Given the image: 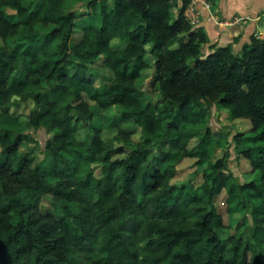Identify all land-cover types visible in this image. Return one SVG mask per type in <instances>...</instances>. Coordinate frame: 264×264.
<instances>
[{
	"label": "trees",
	"instance_id": "16d2710c",
	"mask_svg": "<svg viewBox=\"0 0 264 264\" xmlns=\"http://www.w3.org/2000/svg\"><path fill=\"white\" fill-rule=\"evenodd\" d=\"M80 1V0H77ZM9 0H5V3ZM191 0H182L179 7L177 20L173 21L175 32L184 31L187 21L185 20L186 9ZM90 9L85 16L77 14L74 7L67 0H61L57 5L59 15L53 16L50 20L49 37L45 39V46L41 49L42 62L34 68V83L40 85L52 81L48 85L46 91H36L34 99L37 103L44 98L43 111L36 113L35 119L33 114L29 113L28 125L40 128L45 127L48 131H52L54 127L61 130L54 133L47 141V149L56 158L52 161L49 168L36 167L33 179L35 182L29 181L28 187V203L26 206L19 207L17 215L23 217L28 214L29 223L43 222L44 227L38 229L42 234L51 235L47 225L52 221L57 227L67 225L69 217L79 222V214L71 211V203L73 201L81 202L84 197L81 193L84 190L94 191L99 194L98 199L93 202L94 208L101 211L97 216L98 228L97 233L103 232L106 238L111 242L119 240L122 235L121 231H113L111 225L114 221H119L118 229L124 230L128 227L127 220H120V216L124 211L135 212L137 208L151 203L153 212L149 214L145 221L133 219L132 225L138 226L141 223L148 222L150 231L154 230L159 233L158 237H152L147 240L145 246L138 252L128 254L127 259H121L116 264H137L136 257L141 256L139 264H264L260 257L259 248L264 245V167L252 162L251 158L259 153H264V114H259V107L253 116L259 114L258 119H253L252 127L235 135L236 141L242 145V154L253 163V177L245 181L243 184L232 183V172L228 170V154L221 158L211 166L209 171L204 173V183L199 184V189L203 191L193 192L187 195L191 189L196 188L192 182H188L181 186L175 183L168 184L175 176L177 167L176 163L168 164L166 168L161 163L168 162L173 157V152L166 149L167 145L174 146L179 153V159L182 157H196L199 164H203L209 159V151L205 146L211 141L208 139L212 136L210 129L205 134L199 136V143L189 148L188 145L192 138L197 136L198 128L191 126L190 123L196 121L203 113L205 105H212L220 102L227 108L234 118H248L249 111L237 108L235 104V93L232 88L233 78L237 83H247L250 86L264 82V56L257 54L249 56L241 67L242 71L237 69L236 61H233L223 78L228 80V86L219 89H209L195 87L191 94L185 93L182 99H179V107L175 113L167 112L161 119L164 127H157L155 124L144 126L141 131L143 143L136 141L135 146L129 142V138L133 133L137 132V128L132 127L126 131L122 130L117 137L124 141L116 146L106 145L101 139V131L94 126L90 138H88L87 147L85 141H74L72 137L76 133V121L84 120L85 114L91 119L94 116V110L89 102L85 99V95L95 101L102 109H107L113 105L123 106L124 111L120 114V123H127L131 119L134 112H143L144 108L152 107V103H147L144 108L139 107L137 103L138 97H142L137 81L141 76L142 70L147 67V62L143 58L147 49H142L144 43L149 42L152 28L151 21L159 19L157 13L160 11V5L151 0L149 7L141 9L136 0H117L115 14L105 16L107 23L101 25L99 31L96 30L93 23L95 16L96 0H89ZM13 6H15L13 0ZM35 11V10H33ZM139 11L146 20L149 21L147 27L137 24L135 28L129 27L125 21V17ZM0 14L3 9L0 8ZM31 16V14H29ZM181 21H184L181 23ZM80 27V28H79ZM143 28V32L140 29ZM171 28V26H170ZM79 33V36H75ZM126 36L129 43L125 44L123 52L119 56L116 51L109 50V55L102 59V63L116 73L118 84H113L111 89L105 88L103 98L101 93L93 90L94 78L92 70L84 63L83 53L79 49L91 45L93 42L96 47L88 48L91 55H99L108 45V40L114 37ZM191 40H198L200 43L209 41L206 30L199 26L192 32L188 33ZM139 41V45L135 42ZM53 43L56 48L51 49ZM163 41L157 39L152 44V51L156 54L155 67V84L158 85L163 100L172 95V89L175 85H183L186 77L190 79H212V64L221 63L225 53L230 49L231 45L212 46V50L203 60L195 51L191 53L194 57L192 60L193 67L188 64H182L179 67H173L174 60L164 61L160 53L156 52L161 47ZM72 48V53L68 52V48ZM137 47L141 50L137 53ZM183 47V45H182ZM247 48V44L244 45ZM251 51V49H249ZM27 52V49H25ZM62 53V54H61ZM73 54L82 56L80 61L73 62ZM176 54L180 55V49L176 50ZM135 56V62L129 63V57ZM181 58H185L181 56ZM99 60L93 61V64ZM71 65V67H68ZM186 70V71H185ZM253 91H256L253 87ZM264 91V89H261ZM52 95L55 99H48ZM200 97H204L203 100ZM257 102L264 97L257 95ZM60 104L62 107H57ZM264 106V105H261ZM156 107L159 105L156 104ZM7 111V109H5ZM135 123H140L139 117ZM115 118L111 121V126L116 125ZM186 128H194L195 131H185ZM148 132V135H143ZM241 137L247 142V146H243ZM7 139V136H6ZM23 140V134L17 135L7 145V152H12L20 147ZM153 140L157 141L158 154L152 156L149 161L150 167L142 168L143 161L152 153L150 145ZM55 145V147H54ZM130 149V151H129ZM67 150L73 155L72 161H68L61 153ZM213 147L211 155L214 154ZM25 160H29L27 156ZM155 160H159L156 163ZM59 161V162H57ZM61 164L63 166L61 167ZM7 156L0 164V171H7ZM24 164L15 169L17 175L22 172ZM87 169L83 178L77 180L76 177L82 169ZM119 169V171H117ZM51 177L49 183H44L43 179ZM209 181L210 186H209ZM76 187L73 188L72 185ZM133 186L138 187L140 193L139 203L136 207H132L133 201L128 199L126 194L133 191ZM163 188V191H159ZM223 190L227 193V209L228 211H238L247 209L249 201L252 202V228L249 237L241 234H233L229 236L228 242L232 246V254L226 256L223 253V239L218 234V227L223 226V217L218 212L214 199ZM240 192L246 193L248 200L237 199ZM45 195H50L52 199L60 206L63 211L62 217H57L51 212H40L36 216L35 221L31 219L32 209L39 210L40 201ZM88 209V205H85ZM189 208L192 210L189 211ZM15 205L9 200L6 205H0V211L7 214L10 210H14ZM119 209L120 211H116ZM190 217H195L192 221L195 228L184 226V221ZM169 219L173 221V225L167 223L157 227L154 221L163 220L167 222ZM19 223V222H18ZM11 228V225H8ZM198 229V230H197ZM55 229H53L54 231ZM8 231V229H6ZM16 232H8L7 238L0 237V264H19L20 258L24 255L19 248H14L13 239ZM96 233H93L94 236ZM150 235V232H149ZM89 236L88 232L83 235L76 236L77 241H81ZM63 237L57 236L56 240ZM37 240H40L37 237ZM43 245V252L36 251L33 264H50L52 259L48 255L56 245L53 244L50 249L44 241L40 240ZM30 250H35V244L30 246ZM82 251L87 252L89 260H95V264H110L115 254L111 247L102 246L97 254L94 244L82 246ZM59 255V254H57ZM65 257L60 256L57 264H64Z\"/></svg>",
	"mask_w": 264,
	"mask_h": 264
},
{
	"label": "clouds",
	"instance_id": "9594fccd",
	"mask_svg": "<svg viewBox=\"0 0 264 264\" xmlns=\"http://www.w3.org/2000/svg\"><path fill=\"white\" fill-rule=\"evenodd\" d=\"M126 2V0H123ZM157 4L160 5V11L157 13L159 19L157 21H151L152 28L149 29L151 35L149 37V42L142 45V49L151 50L152 44L156 42L157 39L163 41L161 47L156 50L160 53L164 61L172 59L175 63L173 67H179L182 64H188L189 67H193L192 60L194 57L191 55L195 51L196 55H199L203 60L207 57L208 49L206 43H200L198 40H191L188 36L189 32L197 29L201 24H204V19H197L191 15L186 16L187 21L184 31L175 32L173 21L177 20V9L180 7L182 0H155ZM15 6H13V0L5 3V0H0V8L3 9V14H0V164H3L6 156L8 159L9 166L7 171H0V205H6L9 200H12L15 209L10 210L7 214L0 211V237L7 238L8 232H16L19 228V232L16 233L15 238L12 243L14 248H19L24 255L21 256L19 264H33L36 251L43 252V245L40 240L47 243L48 247L51 249L52 245L55 244V249H52L48 253L52 257L50 264H57L60 256L65 257L64 264H95V260L88 259V253L82 251V246L89 244H94L97 254H99V249L102 246H109L115 253L112 257L110 264H116L117 261L128 258V254L132 252H138L143 246L146 245L147 240L152 237H158L159 233L154 230L150 231L149 223L144 222L138 226L132 225V220L145 221V218L153 212V205L151 203H146V205L137 208L135 212L124 211L120 216V220H127L128 227L124 230L118 229L119 221H114L111 225L112 230L121 231L122 235L119 236V240L122 243H118L117 240H109L106 238L105 233H97L98 222L97 216L101 211L98 208H94L93 202L98 199L99 194L84 190L81 195L84 199L81 202L73 201L71 203V211L73 213L79 214V222L77 220L69 217V223L65 225H60L57 227L52 221L49 222L47 227L51 232V235L42 234L38 229L44 227L43 222L39 223H29L28 214H24L23 217L17 215L19 207L26 206L28 203V187L29 181L35 182L33 179L34 173L36 172V164L42 163V169L49 168L51 162L56 159L51 153L45 157V153L40 152L38 149L34 152H28L25 147H20L15 151L7 152V145L14 139L17 135L23 133H29L31 128L28 126L30 121L28 119L29 113L33 114V119L36 117V113L43 111L46 105L44 104V98L40 99V102L33 98L36 91H46L48 90V85L52 84V81L47 83H41L36 85L34 83L35 75L33 74V69L36 68L42 62L41 49L45 46V39L49 37L50 32V20L55 15H59L57 5L61 3V0H14ZM138 6L143 9L144 7H149L151 0H136ZM235 6L236 15L233 18V23H238L240 25L242 35L237 40L230 42L231 47L225 53L223 61L221 63L212 64V79H190L185 78L183 85H175L172 89V95H168L159 105L156 107L157 100L159 99V93L151 97L152 107L144 108V105L148 103V97H138L137 103L139 107L144 108L143 112H134L131 114V119L124 124L120 123V114L124 111L123 106L113 105L107 109H99L94 116L90 119L87 114L84 116L85 124L82 122L79 130L74 134L72 139L74 141H85V147H87L88 136L91 135L90 129L93 124L103 123L104 129L101 133V139L106 145L109 143L111 146H116L124 141L120 139H113L117 137L118 134L129 128H137V132L133 133L129 142L135 146L136 141L143 143L141 137V131L144 126H151L155 124L157 127H164V122L161 119L165 116V113L172 112L175 113L176 109L179 107V99L184 97L185 93L191 94L195 87L209 88V89H219L221 87L228 86V80L223 78V74H226L228 68L233 61H236L237 69H233V72L237 70L242 71L241 65L248 60L249 56H255L260 54L264 56V0H232ZM117 5V0H96L95 16L93 23L97 31L101 25L107 23L105 16H112L115 14V9ZM219 6V5H217ZM242 6V7H241ZM67 7H72L68 5ZM35 10V11H33ZM89 11H92L90 9ZM31 14V16L29 15ZM223 14V13H221ZM125 21L128 23L129 27L135 28L137 24L147 27L149 23L144 17H142L139 11L134 14L127 15ZM184 21H181L183 23ZM171 26V28H170ZM143 28L140 29L143 32ZM129 41L126 36L114 37L108 40V45L105 50H102L99 55H91L88 48L94 49L96 47L93 42L91 45L85 46L79 49L83 53L84 57H90L84 59V63L88 65L90 70L100 72V76L95 80L93 85L94 91H99L101 93V98H103V91L105 88L111 89L113 84H118L116 73L110 68L101 69L98 65H94L93 61L102 60L105 56L109 55V50L116 51V46H118L119 51H116V55L125 54L123 49L125 44ZM139 45V41L135 42ZM247 44V48L244 45ZM183 45V47H182ZM217 47H220L217 44ZM56 48V43H53L51 49ZM27 49V52H25ZM180 49V55L176 54V50ZM251 49V51H249ZM141 50V47H137V53ZM214 51V49L212 50ZM68 52L72 53V48H68ZM62 54V53H61ZM181 56L185 58H181ZM73 62L80 61L82 56L73 54ZM145 60L149 61L150 64H155L156 54L152 51H146L143 57ZM129 63L135 62V56L129 57ZM71 67V65H68ZM186 71V70H185ZM152 68H145L142 70L141 75L144 73L151 75ZM110 77V79H109ZM147 79L146 76H144ZM232 88L235 93V104L239 109H245L249 111L248 119L234 120V121H224L227 124L226 128L222 131L227 132L228 142L233 143V136L237 131L245 132V129L250 128L253 119H258L259 114H264V99L257 102V95L264 97V82L257 85L250 86L247 83H237L236 78H233ZM255 87L256 91H253ZM48 99H55L54 96L50 95ZM201 100L204 97H200ZM17 104L20 105L17 108ZM57 107H62L58 104ZM257 107H259V114L253 116L252 113L256 112ZM7 109V111H5ZM139 117L140 123H135L136 118ZM117 120V124L112 127H108L111 124L112 119ZM59 127H54L51 132L47 135L52 136L54 133L60 131ZM195 131L194 128H186L185 131ZM148 132H143V135H148ZM203 135V131L199 133ZM245 135L247 133L245 132ZM7 136V139H6ZM208 139L210 143H206V147L210 153L209 159L215 162V156L211 155L213 147H215L216 137L209 136ZM243 142V146H247V142L244 137L240 138ZM198 139L194 136L192 141L189 143L188 147H193L194 144H198ZM28 147H31L29 145ZM55 147V145H54ZM152 148V153L148 155L147 159L143 161L142 168L150 167L149 161L152 159V155H157V141L153 140L150 145ZM130 151V149H129ZM63 157H66L68 161H72L73 155L67 150L61 153ZM27 156L30 159L25 160L24 157ZM34 157V159H31ZM252 162L259 164L264 167V153H259L251 158ZM59 162V161H57ZM24 164L22 172L17 175L15 169ZM253 163L245 161L244 168L251 169ZM63 164H61V167ZM87 169H82L80 174L76 177L77 180L83 178L84 173ZM119 171V169L117 170ZM233 176L231 178L232 183L243 184L246 180L251 177L244 174V170L236 171L233 169ZM43 179L44 183H49L51 177L40 178ZM205 181L201 178L200 183ZM172 181H168L170 185ZM209 181V186H210ZM73 188L76 187L75 184L72 185ZM159 191H163V188ZM200 191L199 186L191 189L187 195H191L193 192ZM127 198L133 201L132 207H136L139 203L140 193L137 186H133V191L126 194ZM237 199L248 200V196L244 192H240ZM88 205V209L85 208ZM46 207L44 200L40 201L39 210L32 209L31 219L35 221L36 216L43 211ZM252 207L251 201L248 203L246 209L248 216V224H252ZM192 209L189 208V211ZM116 211H120L117 209ZM243 215V213H237V218ZM195 217H190L188 220L184 221V226L193 227L196 226L192 222ZM19 222V223H18ZM157 227L164 225L172 226L173 221L169 219L167 222L160 220L154 221ZM11 225V228L8 225ZM8 229V231H6ZM53 229H55L53 231ZM198 230V229H197ZM219 232V229H214ZM233 228H228L226 232L222 235L227 236L228 233L233 232ZM251 231V228H249ZM84 232H88L89 236L81 241H77L76 236L83 235ZM150 232V235H149ZM93 233H96L94 236ZM247 236V233L245 234ZM63 237L61 240H56V237ZM37 237L40 240H37ZM35 244V250H30V246ZM59 254V255H57ZM137 264L142 259L141 256L136 258ZM103 264V262H101Z\"/></svg>",
	"mask_w": 264,
	"mask_h": 264
},
{
	"label": "rangeland",
	"instance_id": "374dc122",
	"mask_svg": "<svg viewBox=\"0 0 264 264\" xmlns=\"http://www.w3.org/2000/svg\"><path fill=\"white\" fill-rule=\"evenodd\" d=\"M73 7L74 10L77 12V14H83L82 17L87 15V13L90 10L89 0H67ZM182 5V3L180 4ZM179 11V8L177 9V13ZM189 11V6L186 9V14ZM188 15V14H187ZM80 28V27H79ZM75 36H79V33H76ZM148 51V50H147ZM147 67L146 68H152L151 75H148L147 73H144V76L147 77V79L144 78V76H140L137 84L142 92V97L147 96L148 102L152 103L151 97L153 95H156L159 93V99L157 100V105H160V103L163 101V98L161 96L160 90L158 88V85L155 84V74H156V67L155 64H150L149 61H147ZM94 65H98L101 69L107 67L102 63V60H99ZM108 68V67H107ZM145 69V68H144ZM94 82L100 76V72L92 70ZM110 79V77H109ZM85 99L89 102L91 108L94 110V114L99 110L102 109L95 101L90 99L88 96L85 95ZM20 105L17 104V108H19ZM242 119H248V118H234L230 111L223 107L220 102H215L212 105H205L204 106V113L194 122H191L190 125L198 128V135L196 138L199 141V133L201 130L203 131V135L205 134L206 130L210 129L212 136L216 137L215 141V150H214V156H215V162L217 159L221 158L223 155L228 154V170L234 174L233 169L236 171H240L241 169L244 170V174L253 177V171L251 169H245L244 164L245 161L249 162L247 157L242 154V145H240L236 139L235 136H233V143H229L227 136L228 133L222 131L223 128L227 127V124L223 123L224 121H234V120H242ZM82 122L85 124L87 123L83 119H79L76 121L77 130L81 127ZM95 128H98L101 133L104 129V124H93ZM108 127H112L110 124ZM252 127V125H251ZM250 127V128H251ZM31 131L29 133H23V140L20 144V147H25L28 152H34L37 149L40 152L45 153V157L50 153V151L47 149V141L50 138L47 134L50 132L45 127L36 128L33 126H30ZM250 128L245 129V131H248ZM90 132H93V128L90 129ZM240 131H237L239 133ZM90 138V136H88ZM192 141V140H191ZM31 145V147H28ZM194 144L193 146H195ZM19 147V148H20ZM166 149L173 152V157L170 161L161 163V166L163 168H166L168 164L176 163V173L175 176L172 178V182L175 183L178 186H181L183 184H186L188 182H192L195 185H199L201 178L204 180V173L206 171H209L211 169V166L215 163L212 162V160L208 159L203 164H199L197 162L196 157H182L179 159V153L178 150L172 146L167 145ZM158 151V150H157ZM153 157L155 155H152ZM29 158V157H28ZM30 159V158H29ZM31 159H34V157H31ZM156 163H159V160H155ZM52 163V162H51ZM36 166L42 168V163L36 164ZM250 178V179H251ZM248 179V180H250ZM247 181V180H246ZM227 193L225 190L220 192L218 195L215 196L214 203L218 210V212L223 217V226L218 227L219 229L218 234L223 239V253L226 256H230L232 254V246L228 242L229 236L233 234H241L244 237H249L251 234V231H249V228H252V225L248 224V213L246 209L238 210V211H228L227 209ZM42 200L45 201L46 207H44V212H51L55 214L57 217L63 216V211L60 208V206L52 199L50 195H45ZM237 213H243V215H240L237 218ZM228 228H233L234 231L228 233L227 236H223L222 234L227 231ZM247 233V236L245 235ZM260 250V257L262 261L264 262V245L259 248Z\"/></svg>",
	"mask_w": 264,
	"mask_h": 264
},
{
	"label": "crops",
	"instance_id": "0c3cea01",
	"mask_svg": "<svg viewBox=\"0 0 264 264\" xmlns=\"http://www.w3.org/2000/svg\"><path fill=\"white\" fill-rule=\"evenodd\" d=\"M190 11L197 13L200 19H204V24L200 26L206 30L208 35L209 41L206 43L208 53L212 51L213 45H231L230 42L237 40L242 35L240 25L226 23L236 15L232 0H191Z\"/></svg>",
	"mask_w": 264,
	"mask_h": 264
},
{
	"label": "built area",
	"instance_id": "2783aa9c",
	"mask_svg": "<svg viewBox=\"0 0 264 264\" xmlns=\"http://www.w3.org/2000/svg\"><path fill=\"white\" fill-rule=\"evenodd\" d=\"M187 14H188L187 16L191 15V16H193V17H196L197 19H200V16H199L197 13H195V12H191V11L189 12V11H188ZM234 17H235V16H234ZM234 17H233V18H234ZM233 18H232L231 20L226 21V23H228L229 25H239L238 23H233V22H232ZM218 21H219V20H218Z\"/></svg>",
	"mask_w": 264,
	"mask_h": 264
},
{
	"label": "water",
	"instance_id": "95a60500",
	"mask_svg": "<svg viewBox=\"0 0 264 264\" xmlns=\"http://www.w3.org/2000/svg\"><path fill=\"white\" fill-rule=\"evenodd\" d=\"M239 29V28H238Z\"/></svg>",
	"mask_w": 264,
	"mask_h": 264
}]
</instances>
